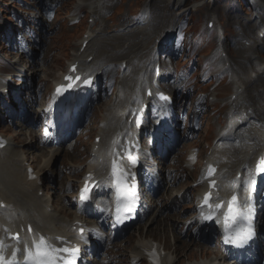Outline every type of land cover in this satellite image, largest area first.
Wrapping results in <instances>:
<instances>
[{
	"label": "rangeland",
	"instance_id": "374dc122",
	"mask_svg": "<svg viewBox=\"0 0 264 264\" xmlns=\"http://www.w3.org/2000/svg\"><path fill=\"white\" fill-rule=\"evenodd\" d=\"M80 1L0 2V77L10 81L12 76L8 72L18 67L30 78L29 90L24 92L22 101L25 103L31 95L40 93L38 102L26 104L27 113L25 107L15 114L17 107H12L15 92L0 101V134L16 142L14 134L23 136L24 132L34 130L40 148L26 149L28 142L24 141L16 149L29 151L25 164L34 169L32 158H39L38 165L44 167L41 194L59 204L73 202L68 206L73 213L63 214L70 221L81 217L79 190L84 173L95 160L92 151L101 141L98 134L110 120L107 115L115 109L121 113L129 105L122 101V96L143 95L146 86L171 93L179 119L170 125L171 129L166 128L160 146L150 151L155 155L151 160L161 168L159 179L167 181L170 177V181H175L180 174L182 180L159 191L148 190L147 202L153 204V209L126 235L112 236L108 218L93 225L101 227L112 239L105 247L95 239L96 246L91 248L95 250L89 252L88 263L132 264V249L127 248L131 236L147 237L152 228L164 225L166 220H176L177 229L187 237H194L191 233L200 229L194 217L204 182L199 183L197 178L203 175L207 158L220 153L217 146L236 142L217 136L223 126L240 121L233 152L236 163L251 153L248 146H254L255 133L264 122V0H182L181 4L178 0H83L85 6L79 5ZM148 9L152 19L143 23L140 15ZM9 25H12L11 38ZM19 48L29 55H22ZM81 54L90 55L85 62L86 70L99 60L104 59V64H96L102 65L93 72L99 78L88 92L89 97L76 108L73 122L55 134L49 128L51 117L47 108L52 104L56 83ZM20 57V65H16ZM156 64L161 67L158 79L153 76ZM107 68L109 75L104 73ZM48 70L54 75L45 83ZM15 85L22 84L15 82ZM233 104L247 115L235 113L228 118ZM153 107L156 108V103L145 106L151 124L156 111H152ZM22 116L28 126L23 124ZM117 118L112 119V124ZM159 150L165 152L161 157ZM257 152L253 151L254 155ZM48 155L53 158L47 159ZM248 166L252 172V165ZM233 181L232 177L228 181L231 187ZM170 194L173 199L169 201ZM185 222H194V226L185 227ZM212 226L210 233L214 238L207 244L216 250L219 228ZM149 237L167 245L170 264H207L217 257L203 251L191 258L180 256L174 252L177 245L174 235L160 230ZM181 258L184 260L179 262Z\"/></svg>",
	"mask_w": 264,
	"mask_h": 264
},
{
	"label": "bare ground",
	"instance_id": "6f19581e",
	"mask_svg": "<svg viewBox=\"0 0 264 264\" xmlns=\"http://www.w3.org/2000/svg\"><path fill=\"white\" fill-rule=\"evenodd\" d=\"M182 0H178V4H181ZM79 5L85 6L86 4L81 0L79 2ZM146 12L142 20L143 21H151L152 16ZM92 36V35H91ZM85 41V40H84ZM83 41V42H84ZM1 49V45H0ZM90 55L81 54L79 58H77L74 61V64L78 65V73L84 76V79L87 77H94L93 72L97 70L99 66L96 64L99 62L100 64H104V59L99 60L98 62L94 63L93 65H90V69L86 70L84 69L85 66L83 64L87 62L88 57ZM17 64V62L15 63ZM100 69V68H99ZM23 74V72H21ZM100 73V72H98ZM106 75H109V69L107 68L106 71H104ZM52 75H54V72L51 70L47 71V81L45 83H48L51 80ZM29 79V78H28ZM11 80H16V78H12ZM22 81L21 83H23ZM82 83V82H81ZM80 83V84H81ZM11 82L8 80H5L4 78L0 77V94H2V90H5L6 88H10ZM27 81L24 82L25 86H17L16 91L19 90L20 87V95H22V91L26 88ZM147 89V88H146ZM85 89H81L78 91L79 99L82 100L84 98L83 92ZM146 91V90H145ZM157 92V91H156ZM130 93H133L131 91ZM155 93V92H154ZM0 95V98H3ZM39 100V97L32 95L29 99V102H36ZM125 100V104L128 105L127 112L120 113V110L115 109L112 110L110 114L107 115L106 119H110L105 124V129L103 128L102 131L99 132L98 136H101L100 143L95 144V149L92 151V154L94 155L95 160L94 163L90 164L84 173V178L82 180V185L86 180H89L91 182H97L98 189L94 193V199L91 203L84 202L83 206H81L79 209H81L84 213L89 215L90 217L86 219L82 218H73L72 220H65L63 214H72L73 211H70L72 207L73 202L66 204H59V202L54 201L52 197L47 198L45 193L40 194L41 191H43V185L40 184V182H43V174H44V167L39 166V158L37 156L33 157L32 163L35 164V170L33 173L36 175V178L31 180L28 179V172H27V166H25V163L27 161L26 153L28 154V150L24 149H16L19 143L21 142H28L26 149H35L38 150L40 148V144L36 142V134L34 130H29L24 132V135L21 136L20 133L14 134L13 140L16 142H11L10 139H6L8 144L0 148V242L4 245L2 251L3 255L6 256V258L11 259L12 253L14 250L19 249L20 251L17 253L16 260H22L24 258V248H32L33 241H39L40 237L43 236L48 244L55 245L60 242H62V239H67L68 241L72 240L73 238L76 239H82V242L87 245L91 246L93 242V235L92 232L96 230L95 228L91 231H88V227L90 225L96 224L98 218L103 214V209L106 210L107 205L103 197H111L113 201L114 197V191L115 187L113 185L114 182V175L112 173V162L117 161L127 167V161L122 158L128 151V149H135V143L139 141V137L143 133L144 129L150 128L148 123L146 122L143 127H136V114L138 111H142L145 103H147V97L145 94L140 95L139 97L137 94L128 97V96H122V101ZM28 102V100H27ZM124 104V105H125ZM17 106L15 111L23 110V104L22 101L16 100ZM171 106L169 104H163L161 103V109H167L170 111ZM54 109V106L52 110ZM235 113H242V110L240 107L235 106L232 116ZM55 118L53 119L51 129L57 130L59 125V122L63 121L64 112H61L60 115L57 113L53 114ZM159 116V112L156 113L153 117ZM230 114L228 116H231ZM119 117V119L117 118ZM149 116L146 114L144 119L148 118ZM172 121H169L166 127H169V124L174 122V115L172 114ZM116 119V121L112 124V119ZM24 124H26V121H23ZM165 127V128H166ZM161 129L159 132H154L152 129L150 135H155L156 138L160 137L163 130ZM170 128V127H169ZM236 129V126L234 127H228L225 126L221 132L222 139H226L227 137H230L232 135L233 130ZM29 132V133H27ZM29 134V136H28ZM112 134V136H110ZM4 137V136H3ZM30 138V139H29ZM109 139V140H107ZM259 143H264V138H260ZM219 147V150L221 153H219L217 156L212 157L206 161V164L208 163H214L216 165L217 173L216 178L219 181H222V179L225 181L227 178H230V174L232 172V169L234 168L235 163H230L229 165L226 164L224 157L227 156V160H231L233 158L231 151L233 148H226ZM99 146V148H96ZM253 147L249 146L248 150H252ZM142 150H145L141 152ZM141 157L143 163L146 165V171L148 174V178L150 177V182L148 183V189L153 190L154 188H159L160 186L165 187H172V185L177 184L180 179V174L178 175L177 179L175 181H158L156 178V175L152 173L154 169H156V166L152 165L150 162V152L148 149H141ZM22 154L20 158H15L13 156L14 154ZM263 154V152H262ZM246 156L242 157V161H247V157L250 158V162L254 164L257 161V156L252 157ZM53 157L49 156L47 159H52ZM31 165V164H30ZM39 166V167H38ZM153 168V170H152ZM207 172L204 173L202 176V179L207 180ZM74 186V184H72ZM152 187V188H151ZM218 189L214 191V198L213 202L214 205L222 204L224 203V206L221 209H210L207 206L200 208V213L196 217V221L200 223L202 227L209 226L208 221H206L202 216V213L205 214H214L216 213V218L220 220L219 226L220 230L225 233V216L229 211V202L231 201V198L233 195L237 196V191L233 188L228 189L227 192H224L223 194H220L221 192L219 190L220 184L217 183ZM206 189V187H205ZM238 197V196H237ZM173 195L170 194L168 197V200H172ZM193 198L191 197V200ZM239 199V197H238ZM177 199L173 201L175 204ZM55 206V207H54ZM235 206H240V202L236 201L233 204V208ZM148 206L145 208L143 213H146L148 211ZM241 209H243L240 206ZM75 213V212H74ZM155 221V220H154ZM86 222V225L84 224ZM170 222H172V225H170ZM243 220L238 218L235 222L229 220V228H234L238 223H242ZM186 223V222H185ZM186 223L185 225H188ZM258 224V220H257ZM193 223L189 225L191 227ZM174 227V229L172 227ZM258 226V225H257ZM82 228L87 229V235L86 233H80V230ZM178 228V222L176 220H166L164 225H158V227H154L149 231V235L146 238L145 234H141V237L137 239L136 236H131L128 239L129 246L133 245V256L135 258H142L144 256V248L152 241L149 236H153V233L156 230H160L164 234H174L175 240L177 241V245L175 248V253H177L180 256L191 258L195 257V255L201 251H203L204 254H219L220 251L223 249V246L220 245L217 250H213L212 247H210L207 243L212 241V238L209 235H206L204 229H199L194 237L188 236L184 234L183 231H181ZM31 229V230H29ZM97 237L104 243H106L108 240L106 239L104 233L100 230H97ZM19 234V240L15 239L14 234ZM262 247L257 246V250L259 251ZM233 249H230L228 253L225 255V258L232 257ZM249 252V251H248ZM247 253L241 256H247ZM184 259L181 258L179 262H182ZM248 259H244L238 264H250L249 262H246ZM253 260V259H249ZM170 261L169 257L166 259V264H168ZM217 261H212L211 264L215 263Z\"/></svg>",
	"mask_w": 264,
	"mask_h": 264
},
{
	"label": "snow or ice",
	"instance_id": "6c2138e0",
	"mask_svg": "<svg viewBox=\"0 0 264 264\" xmlns=\"http://www.w3.org/2000/svg\"><path fill=\"white\" fill-rule=\"evenodd\" d=\"M66 79L71 80V77H66ZM76 80H80V77H76ZM90 81H84V83H89ZM71 86V85H69ZM63 90L62 87L57 88V93H60ZM161 99L167 100L168 98L163 96L161 94ZM139 123V121H137ZM257 171L258 172H264V157L261 158V160L257 164ZM118 169L116 162L113 161L112 164V173L113 175H117ZM214 172V169L209 168L208 175L211 176ZM212 186H215V182H211ZM89 187L85 185V187L81 190L80 198L81 200H87L88 199V193H89ZM211 194H206L204 197V203L207 204L210 199ZM237 201V196L233 195L231 198V201L229 202V211L225 216V241L229 243H243L246 241L253 233L252 226L249 224L247 226H241L239 228H235L234 230H230L228 221L232 220L235 222L238 217H244L245 219L246 214L241 212H236L233 210V204ZM222 207L221 204H217L216 208L220 209ZM252 205L249 204L248 208L251 209ZM117 213L121 211V207L118 204L117 205ZM124 211L131 212V207H125L123 209ZM205 220L210 219L211 216H205L203 217ZM31 230V229H29ZM15 239L19 240V236L17 235L14 237ZM4 245L2 242H0V264H18L16 261L17 253L20 251L19 249H16L12 253L11 259L6 258L3 255V249ZM78 249H68V248H54L51 245L47 243L45 238L43 236L40 237L39 241H33L32 248L25 247L24 252V258H25V264H57V261L61 259L58 253H69L71 256L75 257V255L78 253ZM66 264H73V261L67 260Z\"/></svg>",
	"mask_w": 264,
	"mask_h": 264
}]
</instances>
